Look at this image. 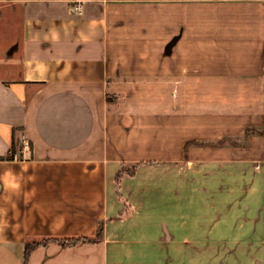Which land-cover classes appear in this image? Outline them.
<instances>
[{"label": "crops", "instance_id": "1", "mask_svg": "<svg viewBox=\"0 0 264 264\" xmlns=\"http://www.w3.org/2000/svg\"><path fill=\"white\" fill-rule=\"evenodd\" d=\"M248 128L264 0H0V264H264Z\"/></svg>", "mask_w": 264, "mask_h": 264}, {"label": "trees", "instance_id": "2", "mask_svg": "<svg viewBox=\"0 0 264 264\" xmlns=\"http://www.w3.org/2000/svg\"><path fill=\"white\" fill-rule=\"evenodd\" d=\"M252 129H246V132H252ZM13 157V150L11 149L7 159H11ZM2 159V158H0ZM137 164L133 165V166H126V165H122L121 168L118 170V172L115 175V183H116V187H117V191L119 193L120 191V183L121 180L126 177V176H133L136 172V168H137ZM102 229H103V223L98 222L97 223V227H96V233L94 236H83V237H77V238H66V239H60V240H55L56 242H58L61 246H65V247H69V246H74L80 243H95L98 242L101 238L102 235ZM49 240H43L41 242H32V243H27L24 249V260H27V257L30 253V251L32 249H34L35 247H39L41 245H45L47 243V241Z\"/></svg>", "mask_w": 264, "mask_h": 264}, {"label": "rangeland", "instance_id": "3", "mask_svg": "<svg viewBox=\"0 0 264 264\" xmlns=\"http://www.w3.org/2000/svg\"><path fill=\"white\" fill-rule=\"evenodd\" d=\"M253 131L252 132H246L244 133L243 137H224L221 138V140H219L218 142H210V141H195L193 140L192 142L188 141L186 143L187 148L193 144H200V145H247L249 143L250 138L253 135H263L264 134V130L263 129H255V128H251ZM168 188V186H166ZM172 207V203H170L169 206V202H167V210H169Z\"/></svg>", "mask_w": 264, "mask_h": 264}, {"label": "clouds", "instance_id": "4", "mask_svg": "<svg viewBox=\"0 0 264 264\" xmlns=\"http://www.w3.org/2000/svg\"><path fill=\"white\" fill-rule=\"evenodd\" d=\"M2 179L4 180L6 187H11V188H14V189H18L19 186H20L19 183L14 182L15 178L12 177V173L11 172L5 173L4 177H2Z\"/></svg>", "mask_w": 264, "mask_h": 264}]
</instances>
